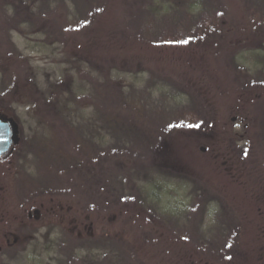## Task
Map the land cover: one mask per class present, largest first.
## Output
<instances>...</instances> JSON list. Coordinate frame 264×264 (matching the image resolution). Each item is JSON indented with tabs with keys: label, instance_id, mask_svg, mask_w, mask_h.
I'll list each match as a JSON object with an SVG mask.
<instances>
[{
	"label": "rangeland",
	"instance_id": "374dc122",
	"mask_svg": "<svg viewBox=\"0 0 264 264\" xmlns=\"http://www.w3.org/2000/svg\"><path fill=\"white\" fill-rule=\"evenodd\" d=\"M217 1L207 34L198 29L187 44L160 41L150 51L132 36L130 3L141 0H109L114 10L89 27L60 13L66 28L53 37L42 27L0 28V116L16 130L15 160L27 165L11 180L0 173L5 205L36 190L35 207L52 209L2 264H264V0ZM101 36L112 50L100 41L86 47ZM86 60L121 82L138 75V87L165 79L153 94L159 103L166 95L174 117L124 109L138 132L157 135L155 146L140 139L137 152L110 149L113 139L94 134L92 142L87 125L83 138L68 136L69 122L77 129L94 111L89 100L79 108L72 101L89 90ZM196 111L200 127L164 122ZM151 176L167 183L158 198L145 187Z\"/></svg>",
	"mask_w": 264,
	"mask_h": 264
},
{
	"label": "trees",
	"instance_id": "16d2710c",
	"mask_svg": "<svg viewBox=\"0 0 264 264\" xmlns=\"http://www.w3.org/2000/svg\"><path fill=\"white\" fill-rule=\"evenodd\" d=\"M112 2H109V0H0V11L3 13L0 17V28L5 32V30L9 31L11 27L14 30H18L25 25H27V28L32 29L42 27L44 34L53 37L54 29L62 28L65 25V17L59 18L58 14H71L77 19V23L81 24L80 27H89L94 21H97L95 19L99 20L101 13L105 9L110 12L114 10V8L112 9ZM130 5H132L129 10L131 13L130 24L135 33L132 36L134 39L145 40L146 48H149V51L151 48H155V45H159L160 41L175 43L179 40H185L189 33L198 29L207 34V28H212L216 24L217 15L220 12L219 7L221 6L217 0H141L140 6L134 7L133 3H130ZM249 8L251 9L250 6ZM251 10H254V7ZM117 15L118 13L116 12L114 20ZM258 18L260 21L258 23L264 24V13L259 15ZM47 38L49 37L47 36ZM58 40L61 41V37ZM99 41L101 46L108 45L109 49L112 50L110 44L107 43V37L103 36L99 39L95 38L92 41L93 44H86V47L88 45H90L89 48L98 46ZM96 49L94 48L95 51ZM80 50L81 47L79 52ZM14 54L12 55L15 56ZM84 63L85 68H91V70L86 69L89 76V81L87 82L89 86L86 89H89L90 92L87 90L86 94L80 96L74 94L72 101L76 108H79V106L83 105L81 104L82 102L87 103V100H89L91 102L88 103V106L91 105L94 111L88 120L81 118L77 129L73 128L72 122H69V125L66 123L69 127L68 136L70 133L72 136L75 133L77 137L83 138L84 132L81 130L84 125H87L92 127L89 132L91 136L89 139L92 142L95 141V136L102 139V137L109 135L113 139V143L108 145L110 149L126 147L137 152L136 145H139L138 141L140 139H146L141 144L143 147L155 146L158 141L156 139L157 135L154 134V137L147 135L146 137V135L138 132L139 129L137 128H140V126L136 123H134L135 126L131 125V114L124 112V109L129 110V112L133 109H138L142 112H146V110L157 111V114L161 113L160 117L163 114L167 117H174L172 110V112L166 110L170 109L169 103L166 101V95H162V103H159L153 94L154 91L161 88L165 79L156 78L157 80L147 81L146 85L138 87L136 85L140 78L136 74L133 77L134 81L127 82L123 80L121 82L120 76L115 80L112 74L114 72L113 69L106 70L104 66H100L90 60H86ZM175 93L176 95L180 94L178 91H175ZM167 99L170 101V97ZM194 105L198 110V105L195 103ZM156 113L154 116H156ZM195 115L197 118L192 116L175 117L167 118L164 122L172 119L170 122H178L181 126L191 125L190 127H193L194 124L192 123L197 124L198 121L200 122L198 118L201 117H198V115L202 114L196 111ZM205 117L206 114L203 113V118ZM136 130L137 132H134ZM91 141H87V143L89 145L92 144L96 150H99L101 144H93ZM145 169L147 171L154 169V167ZM151 173H155V170ZM113 176V171H111V177ZM151 177L152 182H149L145 187H152L150 190L155 194L154 198H158L160 193L157 188L163 190L167 183L165 182L166 180ZM49 200L54 204V200L51 197ZM45 207L49 208L48 205ZM77 221L82 224V216H78ZM93 236L94 234L88 233L85 237L89 238L88 240L91 242H100L99 239H95ZM70 240L72 239L70 238Z\"/></svg>",
	"mask_w": 264,
	"mask_h": 264
},
{
	"label": "flooded vegetation",
	"instance_id": "af4514ba",
	"mask_svg": "<svg viewBox=\"0 0 264 264\" xmlns=\"http://www.w3.org/2000/svg\"><path fill=\"white\" fill-rule=\"evenodd\" d=\"M0 120L7 121L8 119L0 116ZM13 132L14 143L9 145L6 152L0 153V173H4L9 180L14 179L13 173L17 176L22 172L23 166H27L21 163L20 159L15 160L14 151H17L15 149L20 142H18V137L15 138V128H13ZM35 191L28 192L20 198L16 207L9 209L5 205L7 188L0 184V261L4 256H8L9 253L16 250V244L19 240L33 239L38 230L42 226L44 227L45 221L51 218V207L46 208L43 203H40L39 207H35L31 201ZM41 192L43 195L44 191L40 190ZM44 197L43 195L41 198Z\"/></svg>",
	"mask_w": 264,
	"mask_h": 264
},
{
	"label": "water",
	"instance_id": "95a60500",
	"mask_svg": "<svg viewBox=\"0 0 264 264\" xmlns=\"http://www.w3.org/2000/svg\"><path fill=\"white\" fill-rule=\"evenodd\" d=\"M13 124L10 120L1 121L0 120V129L6 131L5 136H0V153L6 152L9 145L14 143L13 140Z\"/></svg>",
	"mask_w": 264,
	"mask_h": 264
},
{
	"label": "snow or ice",
	"instance_id": "6c2138e0",
	"mask_svg": "<svg viewBox=\"0 0 264 264\" xmlns=\"http://www.w3.org/2000/svg\"><path fill=\"white\" fill-rule=\"evenodd\" d=\"M179 43H184V44H187V43H189V40H180V41H178ZM191 126V125H190ZM195 127H200V125L199 124H197V125H194ZM170 127H171V125H170ZM7 133H6V131L5 130H2V129H0V136H5ZM185 239H187V237H185ZM229 247H231V245H228ZM229 259H231V257H229Z\"/></svg>",
	"mask_w": 264,
	"mask_h": 264
}]
</instances>
